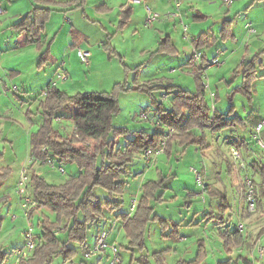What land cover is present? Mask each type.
I'll return each instance as SVG.
<instances>
[{"label":"rangeland","instance_id":"374dc122","mask_svg":"<svg viewBox=\"0 0 264 264\" xmlns=\"http://www.w3.org/2000/svg\"><path fill=\"white\" fill-rule=\"evenodd\" d=\"M5 1L9 2L10 0ZM234 1L236 2V0ZM105 2L106 0H54L53 5H51L53 8L50 16L51 18L48 20L51 24L47 26L48 32L52 36H55V34L57 36V42L54 43L53 50L59 49L65 53V45H68L70 40L74 41L75 38L84 36L86 39L81 48L89 51L91 64L86 65L77 56L76 52L72 54V52L68 50L66 51L70 54L67 60L68 77L65 79L58 78L57 74L65 71L61 69L57 72L56 79L53 81L56 83L59 82V88L66 91L69 95H76L79 92L112 91L115 89L118 94L119 108L113 118L114 125L125 126L131 130H140L142 128L149 131L154 130L155 124L151 122V115L155 112L157 103L161 100L160 96L165 90H153V94H151L139 89H123V87L134 86L136 85V80H138L141 83L155 81L161 82L164 85L169 83L180 84L184 89L195 91L198 82L193 73H189L188 66L191 65L187 64L189 55L195 49L192 36L196 34V31L202 28H208L213 22V19H210L209 22L206 21L207 18L195 19L194 14H196L197 11H195V9L194 11L191 9L190 11V8L185 5L183 9L184 13H182L185 21L184 23H180V19H177V30L174 28L175 25L171 28L161 26L159 20H156L153 24L148 26L146 24V4L144 2H135V13L133 17L125 23H122L124 21L122 12L119 16L114 15L113 12H111V8L105 6ZM167 2H169V0H158V6L154 3L150 5H152L154 10L160 13L161 17L166 18L169 12L174 11L175 6L174 3L171 10L167 11L168 8L165 7ZM199 3L201 4V2ZM239 3L240 2L234 3V5L230 7L234 20V31L239 41H224V43L221 41L220 45L226 48L219 51V56H222L226 62L223 68L229 67L232 71L243 58L251 59L256 53H262L261 58L258 60V64L262 62V65L257 66L258 78L253 86L254 95L252 99L249 100L241 93H234L233 95L228 94V91L231 89L233 91V88L241 84V73H239L236 78L233 72L224 74L219 71V75H216L219 69L216 67L208 72L209 75L203 74L202 81L207 84V86H205V89H207L206 99L210 102L212 107L213 101L218 109L226 112L232 106L235 114H243V118H245V108H247V110H251L252 108H261L263 110L262 103L264 104V3L260 1L251 5V0H242L240 5L241 8L236 9ZM203 4L209 5L206 1H203ZM195 6L201 8L200 5ZM217 7L216 10L221 6L219 7V5H217ZM201 11H203L202 8ZM186 12L189 15H186ZM161 17L159 19H161ZM55 20H59V23H56ZM186 24L189 25L190 29H184ZM248 24H250L252 29L256 28L257 30H255L257 33L256 31L254 33V30L250 31L249 26H247ZM194 26L198 27V29H195ZM162 30L164 32L161 34L160 31ZM247 31L250 32L246 34ZM168 34L173 41L169 40ZM209 48L210 47L204 46L201 49L208 53ZM214 51L211 49L210 53ZM38 59L39 55L34 63L35 68L33 70L31 69L23 73L25 81H23L22 76L19 77V75H14L12 77L7 76L8 85H5V89L4 86L2 87L4 82L0 83L2 88L0 90V96L5 97L11 104L17 103L15 104L16 108H18L20 104L17 99L18 94L24 95L25 99L29 101L30 106L33 105L35 98L44 97L45 95L47 88H44L47 87L48 78H46L42 71L38 70L39 67H36ZM49 72L52 74L54 69L50 68L46 73L49 74ZM224 75L226 76L225 78L229 80L234 78L233 81L231 80L230 86H227L228 88L223 81ZM216 77L217 82L214 81ZM209 78L211 82L210 88H215V90H218L220 93V96L214 98L213 101L210 97L211 89H209L208 86ZM24 82H26L27 89L20 93ZM215 83L217 85H214ZM30 84L33 85V88H31ZM15 87L19 88V92L15 90ZM229 88L230 90H228ZM165 105L169 107L170 102L168 100L165 101ZM141 112H147L149 118L141 119L139 117ZM41 119L42 116H37L38 121L41 122ZM58 124L55 122L53 126L56 127ZM70 129H72V126L68 129L69 132H71ZM230 131L241 132V134L247 138L248 142L251 143L254 152L257 155H264V150L256 143L254 136L251 134V129L245 127L242 122H237L236 126L230 127L228 132ZM131 137L132 134L123 136L119 142L121 144L127 142L126 140ZM2 141L4 142V140H1L0 144L3 143ZM211 141L210 139L209 142ZM218 144L220 145V150L219 145L216 146L215 142L209 149L204 151L198 145H190L183 151L177 144H174L169 156L158 158L151 164H147L142 152L138 153L133 162L129 165L130 173L125 176V179L130 181L127 189L123 194H117L115 197L122 201L121 211H129L135 181L158 180L166 177L163 182L164 187L159 189V194L163 193V199L152 200L151 205L154 206L155 213L160 216H167L170 223L172 220L179 221L181 220L180 216L183 217L180 213L187 210L186 201L188 197L186 195V188H190L197 192L201 190V187L198 185L196 174L191 169V167L194 166L202 173L204 181L213 182L216 188L220 190V195L211 198L209 192L210 188L208 187V191L203 193L204 197L207 199L206 203L202 200L203 195L201 192L198 196L193 197V203L195 205L202 204L207 208L212 205L215 211L214 218L209 217L204 219L205 217L202 215L197 223L200 226L194 231L196 238L201 236L206 237L208 235H213V239L215 238V240H211L209 243L207 241V254L209 253L207 255L208 258L205 260L207 264H215V257L217 260L225 261L229 258L233 260L237 259L239 255H244L250 260H253L254 264H264V258L260 256L257 248L259 243L264 245V235L261 239L256 238L257 236L247 237L240 249L233 247L235 250H228L226 245L222 243L220 237L222 231L220 227H222V224L218 223V216L221 214L219 210L221 199L219 197H221V195L226 196L228 202L232 205L231 209L228 208L224 213L225 218H230V226L232 229H235L236 226L239 225V220L242 218L241 215L247 213L246 219L248 220L245 219L246 221H257L256 223H263L262 226H264V192L262 191L259 193V188H257L258 186L256 185L255 179L260 182L261 177L259 175H254L245 161L247 168H242L241 160L233 156L231 146H234L232 145L234 143L230 144L227 143L226 140L221 139ZM218 150L220 159L215 157V152ZM242 152H244V149H242ZM213 157L215 159H212ZM56 166L59 165L57 164ZM64 167L65 172L62 173L52 169L50 165H44L41 160H38V163L34 165L38 173L46 176L48 180L54 183L62 182L61 180H66L79 171L78 166L73 163L64 164ZM206 174L209 176L208 180L206 179ZM246 176L251 177L255 182L257 200V209L255 212H249L247 208ZM16 178L14 174L11 179L5 181L2 186H0V190L12 187L11 189L14 188L15 191L13 192L16 193L14 187V180ZM95 193L100 199L108 197V192L100 187L95 188ZM18 195L20 194L18 193ZM11 203H14L12 205L13 211H10V204L5 207L0 206V246H2L3 250L9 252L8 261L14 257L15 249L24 246L25 241L24 237L21 235V231L29 226V221L23 215L24 212L21 209V202L18 204L15 197H13ZM13 212L20 217L16 221H12L10 218ZM106 212L110 213L109 210ZM30 220L33 222L32 217ZM37 221L36 219V222ZM36 222H33V224H35L34 227L37 224ZM112 223V220L108 219V228L106 230H109ZM259 227H261V225L257 228L259 229ZM113 232L116 231L113 230ZM94 233L95 226L91 224L87 236L89 242H92ZM162 233L164 232L161 229L159 219L152 220L149 223L145 235L146 248L143 251L137 246L131 247L129 245V239L126 236L124 237L122 235L118 238L115 244L120 249V256L123 260V264H142L141 259H143V255L149 256L152 264H157V260H155L152 254L155 250H159L165 245V243L162 242L164 237ZM210 242L213 250L209 245ZM72 245L77 246V243L73 242ZM199 246L200 241H198V249ZM111 258L112 256L108 258V260H104L101 264H110ZM81 259H83V256L80 252L75 259L69 262H65L62 256L55 257L52 264H80ZM239 260L241 261L238 262V264H246L243 258Z\"/></svg>","mask_w":264,"mask_h":264},{"label":"trees","instance_id":"16d2710c","mask_svg":"<svg viewBox=\"0 0 264 264\" xmlns=\"http://www.w3.org/2000/svg\"><path fill=\"white\" fill-rule=\"evenodd\" d=\"M32 2V15L31 13L24 15L14 26L26 32L28 44H35L39 49H43L46 41L42 38V33L53 9L51 5L54 0H32ZM131 14V7L124 8L122 23L128 21ZM195 16L199 17L197 14ZM229 38H234L231 20L225 21L219 34L211 40L207 39L205 34H201L192 42L195 48H202L214 44L218 39ZM203 59L208 60L206 55H203ZM43 61H46V57L42 55L40 62ZM255 61L256 58L244 61L243 81L233 88L230 95L241 93L249 100L252 99L253 82L258 77ZM195 78L198 82L195 91L170 83L165 85L155 81L141 83L138 80L134 86L123 87V89H139L151 94L153 90L164 89L172 94L169 107L162 102L157 103L156 110L159 114L157 119L162 125H157L158 128L152 132L114 125L113 118L119 108L115 89L79 92L76 95H69L57 86L45 91V96L40 101L45 121L32 134L31 152L38 159L56 156L64 164L74 163L80 172L61 184L50 183L42 175L32 173L33 197L41 205L51 209L55 213V219L51 220L48 215H43L42 229L37 235L38 243L35 251L22 259L19 264H52L53 259L58 256H62L63 260L68 262L78 253L84 254L90 247L87 238L89 226L103 221L107 210L117 211V217L123 222L129 245L137 246L142 251L146 248L145 235L151 220L159 219L163 228H166L168 220L158 216L154 206L151 205L152 200H162L163 195H158V191L164 187L163 182L166 177L149 180L142 185V195L133 212L121 211L122 201L115 196L125 192L127 180L124 177L130 173L129 165L136 155L143 153L149 147H155L165 135L167 128L175 129L166 148V152L170 153L173 141L182 146L183 151L190 145H198L205 149L208 146L207 130L218 132L236 126L237 122H243L240 116L234 114L232 106L227 112L211 107L206 99L200 69L196 70ZM62 109L73 111L75 130L71 136L57 134L48 119V116L57 114ZM258 122L259 120L254 125ZM130 134L132 137L128 138L125 144L118 145L120 137ZM10 172L9 168H0V181L7 178ZM96 187L106 190L108 197L100 199L95 193ZM230 207L226 196H223L219 204L221 214L218 216V223L222 224L223 228L227 227L220 234L228 250L245 242V237L239 230H231L228 225L226 226L224 213ZM214 216L213 214L212 218ZM60 233H64L65 238L61 237ZM73 242L77 243V246L72 245ZM165 253L166 251L163 250L152 254L157 264H167ZM8 254V251L0 247V263L5 261ZM206 256L205 243L200 241L194 259H181L174 264H200ZM231 260L222 261L220 264H231ZM141 262L152 264L149 256L144 255ZM80 264H88V262L83 259Z\"/></svg>","mask_w":264,"mask_h":264},{"label":"crops","instance_id":"0c3cea01","mask_svg":"<svg viewBox=\"0 0 264 264\" xmlns=\"http://www.w3.org/2000/svg\"><path fill=\"white\" fill-rule=\"evenodd\" d=\"M10 1L7 2L5 0H0V4L5 8L4 13L0 14V80H1L0 83L4 82V84H2V87L4 86V89H5L6 88L5 85H8V80L6 79L7 76L12 77L14 75L15 76L19 75V77L22 76L23 81H25V77L23 76V73L25 71H30L31 69L33 70L35 68L34 63H35V61L39 55L38 62H36V65H37L36 67H39L38 70L42 71L44 73V75L46 76V78H48L47 87L44 88V89H46V88L50 87L51 82L54 79H56V74L58 71L63 69L67 72V69H68V61L67 60H68V57L70 56V54L66 51L70 50L72 52V54H75V52L77 54L78 49L83 47V42L85 41L86 38H84V36H81V37L75 38L74 41L70 40L69 44L65 45V53L59 49L53 50V45L55 42H57V36H56V34H55V36H52L48 32L47 26L50 25L51 22L49 23V21H47L45 30L42 33V38L46 41L43 49H39L35 44H30V43L28 44L26 42V35H27L26 32L20 31L14 25L24 15H26L28 13H31V15H32L33 2H32V0H10ZM157 1L158 0H106L105 6L108 8L110 7L112 10L111 12H113V14L116 16L117 15L119 16L124 8L131 7L132 8L131 17H133V15L135 13L134 12L135 11V8H134L135 2H144L146 4V6L152 7V5H150V4L154 3L157 5ZM203 1L208 2L209 5H204ZM241 1L242 0H236V2H235L233 0L231 5H226L223 0H169V2H167V5L165 7H167L168 8L167 11H169V10H171V8L174 6V3H175L173 12H176V15L169 17V15L167 14L166 18L161 17V19H159V18L157 19L160 21L159 24L161 26H166L167 28H171L172 26L175 25L174 28L177 30V28H176L177 19H180V23H184V21H185V18H183V14H182V13H184L183 9H184L185 5H187L190 8V11H191V9H192V11H194V9H195V11H197L196 14L199 15V17L194 16L195 19H197V18H199V19L205 18L206 19L207 18L206 19L207 22H209L210 19H213V22L208 26V28H202L201 30H198L195 32L196 34L194 36H192V41L195 37L197 38L201 34H205L207 39L211 40V38H213V37H215V35L219 34V31H220L221 27L224 25L225 21H227V20L232 21V30H233V35H234L233 39L232 38H229L227 40L218 39L214 44H211L210 46H206V47H210L208 53L206 51H203L201 48H197L199 50H202L204 55H206V58L208 59L207 61L213 59L214 57H220V59L222 60L221 65H212L211 67L205 69V66L208 64L206 60H204L202 58L201 61H199V62L189 61L193 52L189 55V57L187 59V64L191 65V66H188L189 73H193V75L195 77L196 70L200 69L201 81H202L203 74L209 75L208 72L212 68H216V67L219 68L216 72V75H219L218 74L219 71L224 73V74L228 73V72H230V73L233 72L235 75L234 77L236 78L239 73L242 74L243 63L245 60H251L253 58H256V61H255L256 67L258 65H262V62H259V64H258V60L261 58V54H262V53L260 54V52L258 54L256 53L254 55V57H252L251 59L243 58V60L241 62H239V64H237V67L235 69L233 68L234 70H232V71L230 70L231 68H229V67L223 68V67H225L226 62L222 56H219V51H221L222 49L224 50L226 48V47H223L220 45L221 41H223V43H224V41H229V42L230 41L231 42L239 41V39L237 38V35L234 31V27H233V21L234 20L232 18V13H231L230 7H232L234 5V3L236 4L237 2H240L236 8V9H240L241 8L240 7ZM260 1H262L264 3V0H251V5L255 4L256 2H260ZM199 2H201V4ZM177 3L180 4L179 7L177 6ZM195 5H200V7L203 9V11H201V8H197ZM217 5H219V7L220 6L221 7L216 10V8H218ZM51 12H50L49 18H51L50 17L52 14ZM196 14H194V15H196ZM186 15H189V14L187 13ZM56 23H59V20L56 21ZM194 28L198 29V27H196V26H194ZM188 29H190L189 25H188ZM255 29L256 28H254V33L257 30V29L255 30ZM160 32L162 34L164 31L162 30ZM248 32H250V31H247L246 34H248ZM256 33H257V31H256ZM167 36L169 37V39L171 41H173V39L171 38V36H169V34ZM208 43H210V42L208 41ZM214 47H215V51H214ZM75 48H76V50H75ZM211 49H213V51H214L213 53H210ZM42 55L44 57H46V61L40 62ZM77 56H78V54H77ZM90 64H91V62H90ZM50 68H53L54 72L52 74H50V72H49V74L46 73L48 70H50ZM257 76H258V68H257ZM223 77H224L223 81L225 83V86L229 87L231 84V80L233 81L234 78L229 80V79L225 78L226 77L225 75ZM256 79L253 82V86H254ZM214 81L217 82V77L214 79ZM242 81H243V75H242ZM25 83L26 82H24L23 88L20 90V93L27 89V85ZM142 83H144V82H142ZM159 83H161V82H159ZM202 83H203V81H202ZM220 83H221V81H220ZM170 84H172V83H170ZM30 85H31V88H33V85L32 84H30ZM59 85H60L59 82L56 83V86L58 88H59ZM174 85H177L178 87L183 88L180 84H174ZM214 85H217V84L215 83ZM208 86H209V89H211L210 88L211 87L210 78H209ZM204 88H205V86H204ZM216 88H217V86H216ZM253 88L254 87H252V95H254L253 94ZM1 89L2 88L0 85V90ZM15 90L17 92H19L18 87H15ZM187 90H189V89H187ZM205 90H206V94H207V89H205ZM228 90H230V88ZM231 92H232V89L230 91H228V94L230 95ZM164 94L168 95L166 99H163V97H162ZM217 96H220L219 91L215 90V88H212L211 92H210V97H211L212 101ZM160 97H161V100L159 102H162L165 105V101L168 100L171 104L172 94H170L168 91L162 92ZM1 98H5V97L0 96V141L4 140V142L2 141L3 143L0 144V146L2 145L1 150H0L1 151L0 152V154H1V156H0V168H9L11 170V172L7 178L0 181V186H2V184L5 181L11 179L14 174L16 175L17 178L14 180L15 181L14 187L16 189V193L13 192V191H15L14 188L11 189L12 187H9V186H8L9 188H7L5 190H0V206L5 207L6 205L10 204L11 205L10 211H13L12 205L14 203H11L13 201V197H15L18 204H20V202H21V197L17 193L18 192L17 191V184H18L19 177H20L21 167L28 166L31 181H32V173L33 172L38 173L36 171V169L34 168V165L36 163H38V160H41V162L44 165H46V164H47V166L50 165V167L54 170H57L59 172H62V171L58 170L56 167H52V165L47 161L46 158L45 159H38L35 156L34 159L31 160V156L33 155L31 152L32 134L34 132H36L45 121V115L42 112L41 107H40V101L44 97L41 96V97L35 98L33 101V105L30 106L29 101L25 99L24 95L18 94L17 99L20 102V104L18 105V108H16V106H15V104H17V103L11 104L8 102V100L6 98L5 99H1ZM208 103L211 106L209 101H208ZM213 106L216 109H218L216 107V104L214 103V101H213ZM262 108H263V110L261 108H252L251 110H247V108H245L246 109L245 114H244V115H246L245 118H243L244 117L243 114H241V115L236 114L243 119V122H242L243 125H245V127H249V129H251L252 135H253L254 124L258 120H260L264 114V104L263 103H262ZM218 110H220V109H218ZM220 111L226 112L224 110H220ZM37 116H42L41 122L37 120ZM139 117L142 119L140 114H139ZM158 117H159V114L157 113V110H155V112L152 113V115H151V122H153L155 124L154 130H156L158 128L156 123H155V120ZM48 119H49V122L51 123L54 131L57 134H59L61 136H71L74 133L75 123H74L72 110L62 109L57 114L48 116ZM55 122L57 124L59 123L56 127L53 126V123H55ZM71 126H72V129H70L71 132H69L68 129ZM228 129L229 128L224 129L222 131H218V132H211V131L207 130L206 131V138H207L208 146H206L205 149H202V148L201 149L203 151L206 149H209L213 144H215V142H216V146H218L219 145L218 143L221 139L226 140L227 143H230V144L234 143V144H232L234 146H231V148L237 146L238 148L237 147H235V148H237L241 153V158H239L238 160H241L243 162L245 161L247 163V166L249 167V169H251L253 171V174L259 175L261 177L260 182H258L257 179H255V180H256V185L258 186L257 188H259L258 192L259 193H261L262 191L264 192V166L261 163L263 154L257 155L254 152L251 143L248 142L247 138L245 136H243L241 134V132H236V131L235 132L234 131L228 132ZM140 130H145L147 132L154 131V130L149 131V130H146L144 128H142ZM209 132H210V135H209ZM262 136L264 137V131L262 133ZM9 138H10V140H9ZM121 138L122 137L119 138V141ZM210 139L212 140L211 142H209ZM8 140H9V142H8ZM119 141H118V145H120V146L126 143V142H124L121 144ZM174 144H177L180 148H182V146H180L177 142L173 141V144H172L171 149H170V153H168V152L163 153L162 155L159 156V159L163 156H169L172 152V148H173ZM242 149H244V152H242ZM219 150H220V145H219ZM219 150L215 152V157L218 159H220L219 158L220 157ZM210 154H211V152H210ZM142 155H143V153H142ZM50 157L53 159V161H54V163H56V165L57 164L63 165V167H64V163L60 162L56 156H50ZM212 159H215V158L213 157ZM64 172H65V167H64ZM79 172H80V169L75 175L79 174ZM38 174H40V173H38ZM42 176L48 182L54 183V182H51L50 180H48V178L46 176H44V175H42ZM206 177H207L206 179L208 180L209 179L208 174H206ZM67 180H68V178L66 180H61L62 182H58V183H54V184H61V183L66 182ZM145 182H147V181H135V186H134V190L132 193L133 196L131 198V202L133 199H136L137 204H138V200L142 195V185ZM204 182H205V185L207 187V191H208V187L210 188L209 192H210L211 198L213 196L220 195L219 194L220 190H218L216 188V186L213 184V182H210V181H204ZM128 183H130V181H127L126 189L129 185ZM186 189H187L186 195L188 197L187 201H186L187 202L186 203L187 210L182 211L183 213H180L181 215H183V217L180 216L181 220H179V221L172 220L171 222L175 223V225H172V223H170L168 221L166 228H163V225L160 223L161 229L164 232V233H162V235L164 236L162 239V242H164L165 245L163 248H161L159 250H155V251H163V250L166 251L164 258H165V262L167 264H174L181 259H185V260L194 259L196 256V253L198 251V241H204L205 246H206V250L208 251L207 244L209 243V241L215 240V238L213 239V235L212 236L208 235L206 237L201 236L199 238H196V234H194V231L198 226H200L197 224L198 219L202 215H204V217H205L204 219H207L209 217L212 218L213 214L215 215V211L213 210L212 205H210V207L207 208L202 204H196L195 205L193 203V200H194L193 197L198 196L200 194V192L203 195V199H202L203 202L204 203L207 202L206 197H204V194L202 193V189L199 192L192 190L190 188H186ZM32 191H33V186H32ZM159 191H158V195H160ZM161 194L163 195V193H161ZM222 197H223V195H221V197H219V198L222 199ZM162 199H163V197H162ZM229 204H230V202H229ZM230 206L232 207L231 204H230ZM130 207H131V205H130ZM231 207H230V209H231ZM127 212H131L130 208H129V211H127ZM44 214L48 215L51 218V220L55 219V213L51 209H49L48 207H45V206H43L42 209L35 210L31 214V217H32V220L34 223L36 222V219L38 220L36 222L37 224L35 226V232L37 235L41 232V229H42L41 228V225H42L41 220H42ZM247 214L241 215L242 218L239 220L240 221L239 225L236 226L235 229L234 228L232 229L230 226V218H228V219L225 218L227 220L226 226L228 225V228L231 230H239V232L245 237V239L247 237H251V236H257L256 238L261 239V237L264 235V226H262L263 223H256L257 221L251 222V220L246 221V220H248V219H246ZM23 215H24V213H23ZM158 216H160V215H158ZM230 216H231V214H230ZM160 217L167 219V216H160ZM224 217H225V215H224ZM10 218L12 221H16L20 217L15 212H13L11 214ZM108 219L112 220L113 223H112V226L109 227V230H106L108 228L107 227ZM93 225L95 226V233H94L92 242L88 241L90 247L95 244L98 233L100 231H103V230H105L109 233V239L113 242L117 241V239L120 238L122 235L124 237L126 236L125 235L126 231L123 227V222L120 218L117 217L116 211H113V212L110 211V213L106 212L105 213V219L103 221L97 222ZM240 225H243V230L239 228ZM260 225H261V227H259V229H258L257 227ZM148 226H149V224H148ZM148 226H147V229H148ZM220 229L224 230V229H227V227L223 228V226H222V227H220ZM113 230L116 232H113ZM146 233H147V230H146ZM21 235H22V231H21ZM59 235L61 237L65 238L64 233H60ZM220 237H221V235H220ZM221 239H222V243H224V239L222 237H221ZM207 241H208V243H207ZM218 242H219V240H218ZM209 245L211 246V242ZM242 246H243V244H242ZM0 247H2V246H0ZM240 247H241V245L237 246L236 249H240ZM211 249L213 250L212 246H211ZM232 250H235V249L233 248ZM81 254L83 256V259H85L88 262V264H101L104 260H108V258L111 257L109 255V253L97 254L91 258H87L85 256V253L84 254L81 253ZM78 255H79V253H78ZM207 258L208 257L206 256V258L200 264H207V262L205 261ZM240 258H243L244 262L246 264H254L253 260H250L249 258L245 257L244 255H239L237 257V259H234L235 261L232 258H229V259H232L231 264H235V262H236V264H238V262L241 261V260H239ZM83 259H81V261ZM214 260H215L214 261L215 264H220L223 261V260H217L216 257ZM90 261H92V262H90ZM0 264H16L15 254H14V257L10 261H8V256H7L5 261L3 263H0Z\"/></svg>","mask_w":264,"mask_h":264},{"label":"built area","instance_id":"2783aa9c","mask_svg":"<svg viewBox=\"0 0 264 264\" xmlns=\"http://www.w3.org/2000/svg\"><path fill=\"white\" fill-rule=\"evenodd\" d=\"M226 5H231L233 0H223ZM177 6L179 7L180 4L177 3ZM5 8L0 4V14L4 13ZM169 17L175 16L176 12H169L168 13ZM161 15L158 13L156 10H154L151 6H147V16H146V24L149 26L154 23L155 20L160 18ZM249 30L253 31L250 27V24H248ZM185 30L188 29V25L184 26ZM77 54L81 61L85 63L86 65H90V53L89 51L84 50L83 48H79L77 51ZM204 53L195 48L190 59L195 62L201 61L203 58ZM207 65L205 66V69L211 67L212 65H221L222 60L220 57H214L213 59L207 61ZM58 78L60 79H65L68 77L67 72H59L57 74ZM204 86H207L206 83H204ZM56 86V82L52 81L50 87ZM48 87L46 91L50 88ZM167 94H164L162 97L163 99L167 98ZM213 108H215L213 106ZM140 116L142 118H149L147 112H141ZM156 125L161 126L162 122L157 119ZM264 131V114L262 118L259 120V122L254 125L253 127V136L256 140V143L259 145L261 149L264 150V138L262 136V133ZM175 133L174 128H167V131L165 132V135L161 138L160 142L155 146V147H149L143 152V157L146 160L147 164H151L155 162L160 155L166 152L167 144L168 141L171 137L172 134ZM47 146L44 147L46 149ZM231 152L233 156L236 159L241 158V153L240 151L232 147ZM34 155L31 156V160L34 159ZM47 161L52 165V167H56L58 170L64 172V167L63 165L56 166L54 163L53 159L51 157L46 158ZM262 165L264 166V155L261 160ZM241 167L246 168V164L241 161ZM192 171L196 174L198 184L200 185L202 189V193H205L207 191V187L205 185V182L203 180V175L202 173L194 166L191 167ZM247 191H246V203H247V208L249 212H255L257 209V200H256V187H255V182L252 180L251 177L246 176V181H245ZM32 181L30 177V172L29 168L27 166H23L20 172V177L19 181L17 184V191L20 194L21 197V208L24 212L25 218L29 221V226L22 231V235L24 237L25 244L21 248H17L14 252L16 256V264L20 263V261L27 256L31 255L37 246L38 243V236L35 232V227L33 222L30 220L31 219V214L35 210H39L43 208V205H41L34 197H33V192H32ZM137 206V200L133 199L131 202V207L130 211L133 212L136 209ZM240 229L243 230V225H240ZM258 252L261 257L264 258V245L259 243L258 246ZM109 253L110 256H112L110 260V264H123V260L120 256V249L119 247L115 244V242L111 241L109 239V233L105 230L100 231L97 235V239L94 245L88 248V250L85 252V256L87 258H91L97 254H106Z\"/></svg>","mask_w":264,"mask_h":264}]
</instances>
